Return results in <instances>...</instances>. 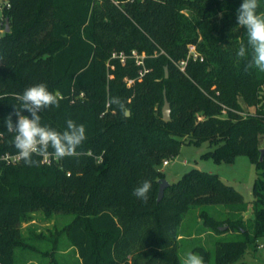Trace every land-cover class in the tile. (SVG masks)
Wrapping results in <instances>:
<instances>
[{
    "label": "trees",
    "instance_id": "trees-1",
    "mask_svg": "<svg viewBox=\"0 0 264 264\" xmlns=\"http://www.w3.org/2000/svg\"><path fill=\"white\" fill-rule=\"evenodd\" d=\"M241 3L2 2L0 155L17 152L5 126L14 106L20 107L16 96L39 83L60 99L59 108L40 112L41 124L63 132L72 119L85 126L87 139L76 155H49V162L33 156L38 162L33 166L0 159V264H28L19 257L18 249L28 243L18 225L40 207L72 217L62 231L77 255L74 263L59 255L62 263L57 249H45L43 257L51 259L43 264H182L181 222L190 208L206 205L224 210L219 218L199 212L220 234L214 252L204 245L195 249L205 264H234L259 246L264 236V72L248 66L252 50L237 23ZM258 12L264 13V0ZM191 44L198 57L190 54ZM241 45L247 49L244 58L237 56ZM114 97L124 102L123 111L111 103ZM166 99L168 119L162 112ZM202 142L211 146L204 155L216 162L246 154L256 165L252 217L245 218L249 204L232 184L195 167L170 182L157 200L164 177L159 166L177 156L184 143ZM145 180L152 183L147 203L133 195Z\"/></svg>",
    "mask_w": 264,
    "mask_h": 264
},
{
    "label": "rangeland",
    "instance_id": "rangeland-1",
    "mask_svg": "<svg viewBox=\"0 0 264 264\" xmlns=\"http://www.w3.org/2000/svg\"><path fill=\"white\" fill-rule=\"evenodd\" d=\"M3 1L0 0V34L3 33L5 26L1 6ZM210 149L209 142H202L199 145L184 143L177 156L169 158L167 164L162 163L159 166L164 173V178L170 182L175 181L194 167L216 172L225 182L232 184L244 196L249 204V209L244 214L245 218L252 217V204L254 201L252 187L257 176L256 165L246 154L238 155L233 161L216 162L204 155ZM200 210H207L219 218L223 214L224 206H195L188 210L181 222L180 230L187 235L192 233L196 235L193 238H185L181 241L180 260L182 264L189 252L203 257L200 252L194 250L198 246L204 245L208 250L214 252L216 239L220 235L212 227H207L204 222H198ZM71 218L70 215L51 212L50 209L45 207L29 211L18 225L21 238L28 243L25 249H18L19 257L27 258L28 264H43V261L51 259V256H45L46 258H44L41 251L55 248L57 249L56 256L59 257L60 262L63 263L64 261L59 255H65L70 263H74L77 255L70 245L69 238L62 231L63 226ZM205 229L212 232L202 235ZM232 235V233L226 234L227 237ZM258 244L259 246H256L254 250H247L242 258L234 264H264V236L259 238Z\"/></svg>",
    "mask_w": 264,
    "mask_h": 264
},
{
    "label": "clouds",
    "instance_id": "clouds-1",
    "mask_svg": "<svg viewBox=\"0 0 264 264\" xmlns=\"http://www.w3.org/2000/svg\"><path fill=\"white\" fill-rule=\"evenodd\" d=\"M260 0H242L237 9V23L244 28L248 37V47L252 50V59L249 67H255L264 72V13H259ZM247 49L241 45L237 52L240 58L246 57ZM16 99L20 107L14 106V113L5 118L7 132L12 133V145L17 150V155L26 165L33 166L38 162L33 156L46 157L54 155L57 159L76 155V149L87 139L86 128L77 124L72 119L66 120L63 132L57 131L41 124L40 112L49 107L59 108L60 99L57 94L49 91L44 83H39L26 88ZM122 111L124 102L118 97L111 99ZM26 111L29 115H23ZM13 114L17 117L12 120ZM49 148L53 151L49 153ZM152 183L143 181L133 190V195L147 203ZM183 264H205L202 256L189 252Z\"/></svg>",
    "mask_w": 264,
    "mask_h": 264
},
{
    "label": "water",
    "instance_id": "water-1",
    "mask_svg": "<svg viewBox=\"0 0 264 264\" xmlns=\"http://www.w3.org/2000/svg\"><path fill=\"white\" fill-rule=\"evenodd\" d=\"M10 29V22H9V18H6V31H8ZM168 76V68L166 67V77ZM162 112H163V116L164 118L168 119L170 118V113H171V107H170V103L169 101L166 99L165 103L162 107ZM127 114H129V110H127L126 112ZM264 156V148H262L261 151V159ZM170 181H168L166 178H160L159 180V191H158V198L157 200L160 201L162 200L163 196H164V192L167 186H169ZM221 229L225 228V226H221Z\"/></svg>",
    "mask_w": 264,
    "mask_h": 264
},
{
    "label": "built area",
    "instance_id": "built-area-1",
    "mask_svg": "<svg viewBox=\"0 0 264 264\" xmlns=\"http://www.w3.org/2000/svg\"><path fill=\"white\" fill-rule=\"evenodd\" d=\"M7 5H9V4H7ZM189 52H190V54H193L194 57H198L199 56L198 52L196 51V46L193 45V44L189 45ZM133 53L136 54V51L134 50ZM141 57L137 55V59H138L137 61H138V63H141L142 62V60L140 59ZM3 137H4V133L0 129V142L3 140ZM0 159H3L7 163H16L17 161L20 160L18 158L17 152L12 153V152H9V151L4 152L3 154H1L0 155ZM43 161L44 162H49L50 161L49 155L46 156V157H43ZM167 163H168V160H165L163 162V164H167Z\"/></svg>",
    "mask_w": 264,
    "mask_h": 264
},
{
    "label": "crops",
    "instance_id": "crops-1",
    "mask_svg": "<svg viewBox=\"0 0 264 264\" xmlns=\"http://www.w3.org/2000/svg\"><path fill=\"white\" fill-rule=\"evenodd\" d=\"M1 19V18H0ZM198 222L199 223H201V222H203V220L200 218L199 220H198ZM210 233V232H212L211 230H209V229H205L203 232H202V235L203 234H205V233ZM196 234L195 233H192V234H189V235H187V234H185L184 232H182L181 230H180V239H181V241L183 240V239H185V238H193L194 236H195ZM195 250V249H194Z\"/></svg>",
    "mask_w": 264,
    "mask_h": 264
}]
</instances>
